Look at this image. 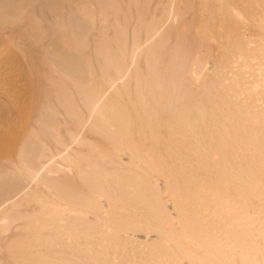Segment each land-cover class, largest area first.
Returning <instances> with one entry per match:
<instances>
[{"label":"bare ground","instance_id":"bare-ground-1","mask_svg":"<svg viewBox=\"0 0 264 264\" xmlns=\"http://www.w3.org/2000/svg\"><path fill=\"white\" fill-rule=\"evenodd\" d=\"M184 262L264 264V0H0V264Z\"/></svg>","mask_w":264,"mask_h":264},{"label":"rangeland","instance_id":"rangeland-1","mask_svg":"<svg viewBox=\"0 0 264 264\" xmlns=\"http://www.w3.org/2000/svg\"><path fill=\"white\" fill-rule=\"evenodd\" d=\"M81 148V150H83V151H81V152H79V151H75L74 150V152H73V154H74V158H75V156H76V160L77 159H79L80 158V160H73V162H72V164H68V163H64V161L62 162V160H60V158L58 159V165L59 166H61V168H63V169H65L64 167H66L67 169L66 170H64V171H67L66 172V174L68 173L69 175H74L75 174V177H74V179L76 178V180H78L79 181V177H77L76 176V173L75 172H77L78 170H79V163H83L84 162V160H86V158H87V155H86V151H87V146L86 147H80ZM119 150H121V151H119V152H117V154H120L121 155V153H123L124 152V150L123 149H119ZM123 151V152H122ZM79 152V153H78ZM88 152V151H87ZM126 152V151H125ZM78 154H80L81 156H79ZM84 155V156H83ZM85 155H86V157H85ZM85 157V159L84 158H81V157ZM124 156V157H123ZM123 156H121V160H117V162L120 164V165H122L123 167H124V165H126L125 167H129L128 166V160H127V157L125 156V155H123ZM59 157V156H58ZM84 159V160H83ZM124 160V161H123ZM74 161H75V163H74ZM122 162V163H121ZM61 164V165H60ZM78 164V165H77ZM76 165V166H75ZM78 166V167H77ZM74 167H77V168H74ZM149 167L150 168H152V166H151V164H148V166L146 167V169H149ZM145 167L143 166V169H144ZM141 169H139L137 172L139 173V174H141L142 175V172L140 171ZM75 171V172H74ZM151 173H152V177L150 178V179H157L158 178V176H157V173H155V172H153V171H151ZM154 173H155V175H154ZM154 177V178H153ZM158 182H160V183H158ZM157 183L160 185V188L162 187V178L160 177V178H158V181H157ZM161 190H162V188H161ZM128 195H126V197H127V199H129V194H131V192H128L127 193ZM162 194V193H161ZM117 195V196H116ZM116 195H113L112 197H110V199H108L107 201H105L104 199L102 200V205H104L106 202H108V203H110V206L109 207H105L104 209L105 210H112L113 212H115L116 214H118V213H121L122 212V208H121V205H122V207H127L128 206V203L127 202H125V203H122L120 200H118V194H116ZM164 195H166L165 193H164V191H163V194H162V196H164ZM115 196V197H114ZM117 197V198H116ZM165 197V196H164ZM111 200V201H110ZM114 200V201H113ZM130 200V199H129ZM105 201V202H104ZM110 201V202H109ZM117 202V203H116ZM130 202V201H129ZM100 204H101V200H100ZM114 204V205H113ZM115 205H116V207H115ZM118 206V207H117ZM170 204L168 203V210H169V213H173V215L175 216V214H174V212L173 211H171V208H170ZM112 207H114V209L115 210H113V208ZM108 208V209H107ZM151 231H149L148 232V234H144V235H142V234H139V235H137L136 236V240L138 241V242H148V243H151V242H153V241H156L155 239H159L158 237H159V235H158V232H155V230H154V227L152 226L151 228ZM151 232V233H150ZM145 236V237H144ZM139 237V238H138ZM82 238V239H81ZM84 238V239H83ZM77 239V238H76ZM139 239V240H138ZM146 239V240H145ZM88 239H85V236L84 237H82V236H80V238H79V241L80 242H82L83 244L84 243H86V241H87ZM146 242V243H147ZM84 247V246H83ZM85 248V247H84ZM73 253H75V251L73 252ZM71 254H72V252H71ZM82 254L83 255H86V252H85V250H84V252H82ZM84 257H86V256H84ZM189 264L188 262H184V264ZM73 264V263H72Z\"/></svg>","mask_w":264,"mask_h":264}]
</instances>
